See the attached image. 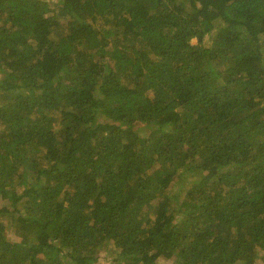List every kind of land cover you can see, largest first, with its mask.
Listing matches in <instances>:
<instances>
[{"label": "trees", "instance_id": "obj_1", "mask_svg": "<svg viewBox=\"0 0 264 264\" xmlns=\"http://www.w3.org/2000/svg\"><path fill=\"white\" fill-rule=\"evenodd\" d=\"M0 198V264H264V0H0Z\"/></svg>", "mask_w": 264, "mask_h": 264}, {"label": "rangeland", "instance_id": "obj_2", "mask_svg": "<svg viewBox=\"0 0 264 264\" xmlns=\"http://www.w3.org/2000/svg\"><path fill=\"white\" fill-rule=\"evenodd\" d=\"M193 42H196V39H193ZM181 186L180 185H175V187L173 188V190H172V193L173 194H176L177 196H183V195H185V191H184V189H181L180 188ZM9 201L8 200H2L1 198H0V206H2V205H4V204H6V203H8ZM20 205V204H19ZM110 254L109 253H107L104 249H100V252H99V259H98V262L100 263V264H110L109 263V259H108V256H109ZM111 257H112V255H111Z\"/></svg>", "mask_w": 264, "mask_h": 264}]
</instances>
